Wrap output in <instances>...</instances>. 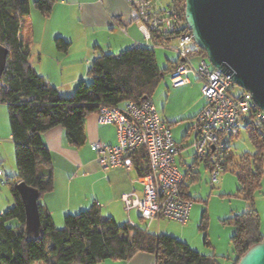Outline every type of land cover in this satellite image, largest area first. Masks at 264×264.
Listing matches in <instances>:
<instances>
[{"label":"trees","instance_id":"obj_1","mask_svg":"<svg viewBox=\"0 0 264 264\" xmlns=\"http://www.w3.org/2000/svg\"><path fill=\"white\" fill-rule=\"evenodd\" d=\"M57 1L0 0V43L9 50L0 80V102L7 105L17 165V173L3 180L10 185L13 205L0 213V264H97L107 259L129 261L140 252L154 254L156 264H221L219 256L195 250L177 237L154 233L147 225L118 223L112 216H105L97 202L68 214L63 226L58 227L49 209L39 201L42 231L38 237L28 235L26 203L18 184L23 182L36 190L40 198L55 187L53 154L43 134L62 126L69 143L81 147L87 140L85 120L90 114L97 113L103 105L124 107L131 101L152 99L153 88L179 64L178 58L161 67L156 48L141 45L118 55L101 53L89 68L91 82L82 81L72 94L61 96L31 65L29 44L22 36L23 18L30 15L32 8L47 16ZM172 3L181 12L180 29L176 31L181 34L188 30L186 0ZM172 38L173 34L153 31L156 43ZM56 45L66 51L69 43L59 37ZM192 54L208 58L198 46ZM258 113L263 111L253 102L251 113L244 118L254 151L236 157L230 145L226 148V168L233 166L232 172L239 180L236 195L247 202L243 212L224 219L236 228L231 238L232 254L227 256L233 264L264 240L255 200L264 175V119L257 118ZM146 156H134L140 175L149 171L144 166L148 164ZM184 195L193 199L185 191ZM13 219L18 223L8 225Z\"/></svg>","mask_w":264,"mask_h":264},{"label":"crops","instance_id":"obj_2","mask_svg":"<svg viewBox=\"0 0 264 264\" xmlns=\"http://www.w3.org/2000/svg\"><path fill=\"white\" fill-rule=\"evenodd\" d=\"M22 23V36L29 44L31 65L49 84L59 90L61 96L72 94L80 82L91 81L89 68L101 53L118 55L123 50L144 41L137 23L130 17V6L127 0H58L49 15L44 16L37 9L32 8L30 15L24 17ZM59 37L69 43L66 51L57 47L56 39ZM172 39L167 43L173 47ZM160 49L164 51L168 62L178 60V54L173 49ZM167 49L174 51L173 53L177 55L175 59H169L165 53ZM176 89L183 92L197 91L196 100L186 105L179 111L180 113H175L167 106L160 110L155 105L161 117L170 125L171 132L173 128L179 126L187 129L180 142L174 138L173 132L172 136L180 147L176 158L179 168L182 172L189 171L190 174L186 179L184 191L195 201V197L190 194L188 183L199 178L200 172L191 166L199 162L194 159L191 164H188L183 154L186 148L190 147L186 143L191 132V120L193 121L194 116L205 106L206 98L202 92V83L192 76L190 83L175 87ZM85 131L87 140L81 147H74L69 143L62 126H56L43 134L45 144L53 154L55 187L43 197L39 196L38 202L40 201L49 209L56 225L63 226L65 216L85 210L92 203L97 202L101 205L103 214L112 216L118 223L147 225L154 233L177 237L187 242L193 249L200 251L201 249L194 247L188 239L183 237V232L173 231L165 225L164 218H156L149 224L138 209H132L129 212L125 209L124 196L132 191L142 193L143 190L137 160L134 159V169L131 172L124 167L103 169L96 160L97 152L93 147L95 141L117 144L116 126L100 124L97 113H92L85 120ZM231 142L232 138L228 139V145L231 146ZM15 147L7 105L0 102V160L4 171V174L0 176L2 183L4 179L11 176L8 175L4 163L7 157L11 159L12 175L17 173ZM142 153L146 154L141 150L136 155H142ZM145 160L147 161V158ZM203 163L205 168H208L207 162L203 161ZM146 164L145 168L148 166ZM225 181L223 176L220 181L223 186ZM10 205V203L6 205L0 202V213ZM194 207L195 204H193L190 219ZM189 221L182 225L187 226ZM26 228L28 232V226ZM41 231L42 227L39 235ZM205 254L216 255L217 253L205 252ZM228 260L233 264L232 258ZM97 264H156V257L154 254L140 252L129 261L107 259Z\"/></svg>","mask_w":264,"mask_h":264},{"label":"built area","instance_id":"obj_3","mask_svg":"<svg viewBox=\"0 0 264 264\" xmlns=\"http://www.w3.org/2000/svg\"><path fill=\"white\" fill-rule=\"evenodd\" d=\"M127 1L130 17L137 23L144 38L136 45L170 48L178 54L179 64L171 73V84L174 87L188 84L191 76L202 83L206 104L192 121V147L195 159L206 161L209 165L211 182L219 184L220 175L227 170L225 156L228 139L239 133L244 118L251 113V93L244 90L239 95L233 94L236 84L230 74L214 67L208 58L192 54L193 48L197 47L193 34L189 27L181 34L176 33L180 29L181 12L172 0L167 6L161 5L162 0ZM154 30L173 34L176 44L172 47L167 42L156 43ZM257 118L264 119V113H258ZM97 120L100 124L115 125L118 135L115 145L93 142L101 168L124 167L131 172L134 156L141 150L147 155L149 171L139 177L143 185L142 193H127L124 196L125 209L128 212L138 209L149 224L156 218L186 224L194 204L193 199L185 197L183 188L190 174L179 168L176 158L180 147L154 101H131L124 107L103 105L97 112ZM3 174L0 160V176Z\"/></svg>","mask_w":264,"mask_h":264},{"label":"water","instance_id":"obj_4","mask_svg":"<svg viewBox=\"0 0 264 264\" xmlns=\"http://www.w3.org/2000/svg\"><path fill=\"white\" fill-rule=\"evenodd\" d=\"M185 18L210 63L250 92L264 113V0H186ZM8 55L0 43V80ZM18 187L26 203L28 230L34 223L30 232L39 234V193L23 182ZM238 264H264V240L253 245Z\"/></svg>","mask_w":264,"mask_h":264},{"label":"rangeland","instance_id":"obj_5","mask_svg":"<svg viewBox=\"0 0 264 264\" xmlns=\"http://www.w3.org/2000/svg\"><path fill=\"white\" fill-rule=\"evenodd\" d=\"M170 2L171 0H162L161 5L167 6ZM172 41H174L173 45H175V38L172 39ZM156 51L158 64L161 67H166L169 62L168 58L164 54V51L160 48H156ZM173 52L174 51L169 49L165 52L170 60L175 59L177 56ZM196 61L197 60L195 59V62ZM170 76L171 74H168L163 81L153 88L154 94L152 98L160 110H163V107L167 106L168 109H171L175 113H180L179 111L185 108L186 105L196 100L197 91L195 92L190 90L183 92L177 89L175 90V87L171 84ZM90 82L91 81L88 83ZM242 91L243 88L235 85L232 93L239 95ZM186 131L187 129H184L181 126L175 127L172 130L173 136L178 142L181 141L182 136L186 133ZM187 140L186 144H189L190 147L186 148L183 156H186V163L191 164L195 159V149L192 147V143L194 141V135L192 132H190V136ZM231 146L233 152L236 154V157H239L244 152L254 151V147L250 142L248 131L245 127H242L239 130V133L232 137ZM198 162V164H193L191 166L200 172L199 178L192 182L189 181L188 183L190 187H188L190 194L195 197V207L188 225L185 226L168 219H163V221L171 230L183 232V237L188 239L194 247L203 250V253H217L216 255L219 256L221 264H231L232 262H229L227 256L232 254L231 236L232 234H235L236 228L234 225L224 222V219L234 213L237 214L243 212L246 208V201L236 195L239 180L235 173L232 172L233 166H230L220 175V181H222L223 176H225L226 179L223 186L222 182L219 184H213L211 182L209 168H205L203 160H199ZM4 163L7 168L8 175H12V170L10 168L11 159L7 157ZM15 166L17 171L16 159ZM1 180L2 179H0V202L6 205H9L10 203V206H12L13 200L10 185L2 183ZM256 204L261 214V230L264 233V176L263 187L256 194ZM204 215L206 218L205 222ZM17 223V220L13 219L8 222V225L14 226ZM203 223L205 224L204 228L201 226ZM34 226L35 224L32 223L27 233L28 235H31V237H38L37 235L39 234H36V230L30 232L31 229H34ZM206 242H208V244ZM37 264H45V262L41 261Z\"/></svg>","mask_w":264,"mask_h":264}]
</instances>
